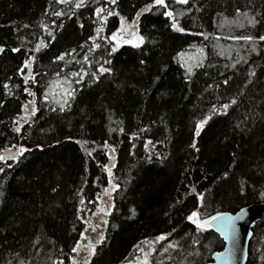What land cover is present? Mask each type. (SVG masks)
<instances>
[{
	"label": "trees",
	"instance_id": "16d2710c",
	"mask_svg": "<svg viewBox=\"0 0 264 264\" xmlns=\"http://www.w3.org/2000/svg\"><path fill=\"white\" fill-rule=\"evenodd\" d=\"M80 2L0 0V264H72L111 186L90 264H206L224 242L187 217L264 201V0Z\"/></svg>",
	"mask_w": 264,
	"mask_h": 264
},
{
	"label": "snow or ice",
	"instance_id": "6c2138e0",
	"mask_svg": "<svg viewBox=\"0 0 264 264\" xmlns=\"http://www.w3.org/2000/svg\"><path fill=\"white\" fill-rule=\"evenodd\" d=\"M58 3H66L67 0H57ZM111 3L115 4L116 3V0H111ZM154 3L156 6H160V7H163L165 9L168 8V4L166 2V0H154ZM176 3L178 4H187L188 3V0H176ZM83 6V0H81L80 3H78L76 5L77 8H80ZM103 11V9H98L97 10V14L99 15V13ZM111 14V13H110ZM57 16L59 15H62V13H56ZM118 15V13H117ZM165 15L169 18L172 19L173 21V28L174 29H177V25H176V17H175V14L173 13V11L169 10L165 13ZM139 16V14H137V17ZM253 23L255 22L254 21V18H253ZM177 30H180V31H183V29H177ZM116 35H114L112 37V39H116ZM141 39V42H142V37L140 38ZM243 39H246V40H253V37H243ZM260 40H264V36H261L259 37ZM96 47H99V45H96ZM38 50V49H37ZM12 51L14 52H18L20 51L19 48H14L12 49ZM4 52V48L3 47H0V53H3ZM57 59H63V56L61 57H58ZM105 63H110V61H105ZM31 66V62H28L25 64V67H30ZM23 71V70H21ZM100 73L103 74V73H106V72H111V69H108V68H104L103 66H101V68L99 69ZM77 76H79L80 74L79 73H76ZM96 79H98V77H96ZM225 83H227V81H225ZM7 87V86H6ZM74 93H68L69 96H72ZM232 103H235V101H233ZM225 109H227L228 105H224L223 106ZM207 121H203L201 122V125H198L197 126V132H196V135H199V131L202 129V125L204 123H206ZM17 132L20 131L19 128L16 129ZM193 148L196 147L195 143H193L191 145ZM20 154H23L24 152L28 151V149L26 148H21L20 150ZM112 151L114 152L115 149H112ZM198 151V149H197ZM90 154V153H89ZM18 157L13 155L11 156V159H17ZM0 160H5V157L0 155ZM3 169H0V172H2ZM109 175L111 176V170L109 169ZM193 191H195V189H193ZM240 194L241 195H244V190H243V186L241 187V190H240ZM260 197L261 198H264V192H260L259 193ZM198 198L201 202H203L204 200V196L203 195H200L198 194ZM246 214V210L245 209H241L239 214L237 216H232L230 214H227V213H219L215 216H212L210 219H207V220H202L200 218V212L199 211H194L192 212L188 217L187 219L196 226V229L197 230H200V231H208L209 229H211L213 226L216 227V229L218 231H220L224 237L229 240L230 244H231V248L229 249L228 252L226 253H218L217 254V257L218 258H221V257H228V258H231L234 254H235V251H236V236H235V223L238 219H241L243 218V216ZM217 222H221V223H217ZM83 235V234H82ZM168 239V236L166 235H161L160 237H158V240L160 241H164V240H167ZM171 247V245H169ZM80 247H81V243L78 242L76 244L75 247H73L72 251L73 252H79L80 250ZM89 247H92L91 245H89ZM94 247H92V252L94 254ZM141 251H143V249H141ZM165 251H167V248L165 249ZM21 264H23V262H21ZM60 264H63V261L60 262ZM72 264H77V261H75L74 259L72 260ZM90 264V262H89ZM145 264H147V261H145Z\"/></svg>",
	"mask_w": 264,
	"mask_h": 264
},
{
	"label": "rangeland",
	"instance_id": "374dc122",
	"mask_svg": "<svg viewBox=\"0 0 264 264\" xmlns=\"http://www.w3.org/2000/svg\"><path fill=\"white\" fill-rule=\"evenodd\" d=\"M116 39L114 42L117 46L130 45V46H139L142 44L141 35L139 30L133 25L125 22H121L118 31L115 33ZM115 190L114 186H111L107 192L102 193L99 197V204L96 210L89 215L85 220V230L80 239V243L83 244L84 250L77 255V264H86V262L91 261L93 257V252L88 253V239L91 238L93 243H100L102 241V235L104 233L109 214L112 210L113 200L112 193ZM201 218V217H200ZM204 220L205 218H201ZM87 245V246H86ZM87 249V250H86ZM148 253L146 252L140 263L145 264L147 261L148 264Z\"/></svg>",
	"mask_w": 264,
	"mask_h": 264
},
{
	"label": "water",
	"instance_id": "95a60500",
	"mask_svg": "<svg viewBox=\"0 0 264 264\" xmlns=\"http://www.w3.org/2000/svg\"><path fill=\"white\" fill-rule=\"evenodd\" d=\"M113 164H110V169L112 168ZM241 209L246 210V214L243 216V218L238 219L235 223V236H236V251L235 254L231 257H221L218 258V253H226L231 248V244L229 240H227L224 235L216 229L215 226H213L211 229H209V232H213L216 235L220 237L221 240L224 242V248L220 251L215 252L212 257L211 261L206 264H247L249 259V247L250 243L253 237V231L256 225L264 218V201L259 203H254L248 206H245ZM239 209L235 213L232 212H220V213H227L232 216H237L240 212ZM197 211V210H196ZM219 213H216L214 215H211L209 217H206L204 220L210 219L212 216H215ZM221 223V222H217ZM88 253L92 247H89V245L92 246L91 240H88ZM83 244H81L79 252H76L77 255L80 254V252L83 250ZM74 260H77V257L74 258ZM86 264H89V262H86Z\"/></svg>",
	"mask_w": 264,
	"mask_h": 264
},
{
	"label": "flooded vegetation",
	"instance_id": "af4514ba",
	"mask_svg": "<svg viewBox=\"0 0 264 264\" xmlns=\"http://www.w3.org/2000/svg\"><path fill=\"white\" fill-rule=\"evenodd\" d=\"M88 240H91V238H89ZM91 242H92V247H94V249H95V251H96V247H97V245H98V243H93V241L91 240ZM85 248L83 247V250H84ZM87 250V249H86ZM88 251V250H87ZM94 251V252H95ZM89 253H92V248L90 249V251H89ZM77 261V260H76Z\"/></svg>",
	"mask_w": 264,
	"mask_h": 264
},
{
	"label": "bare ground",
	"instance_id": "6f19581e",
	"mask_svg": "<svg viewBox=\"0 0 264 264\" xmlns=\"http://www.w3.org/2000/svg\"><path fill=\"white\" fill-rule=\"evenodd\" d=\"M87 246V245H86Z\"/></svg>",
	"mask_w": 264,
	"mask_h": 264
}]
</instances>
